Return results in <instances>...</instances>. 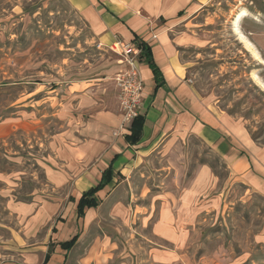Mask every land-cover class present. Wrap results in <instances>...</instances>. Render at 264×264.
Returning <instances> with one entry per match:
<instances>
[{"label": "rangeland", "instance_id": "rangeland-1", "mask_svg": "<svg viewBox=\"0 0 264 264\" xmlns=\"http://www.w3.org/2000/svg\"><path fill=\"white\" fill-rule=\"evenodd\" d=\"M241 11L249 51L233 27ZM171 34L186 84L257 174L264 0H194ZM109 46L67 0H0V264H264V191L192 132L181 99L179 136L113 172L99 203L78 215L82 179L100 177L103 164L79 156L77 137L93 114L116 105L121 115L113 77L124 65Z\"/></svg>", "mask_w": 264, "mask_h": 264}, {"label": "crops", "instance_id": "crops-1", "mask_svg": "<svg viewBox=\"0 0 264 264\" xmlns=\"http://www.w3.org/2000/svg\"><path fill=\"white\" fill-rule=\"evenodd\" d=\"M67 2L81 15L100 44L109 46L117 41L134 42L135 37L147 42L151 48L152 58L163 76V82L156 85L151 69L146 62L140 61L143 64L141 71L145 73L144 77L148 81V89L140 108V114L144 119L136 142L132 143L125 139V135L130 132V124L121 135L111 134L112 127L119 126L121 122L116 105L113 106V110L93 114L96 121L88 123L91 132L81 131L87 132L88 135L83 133L84 136L77 137L79 143L75 148H78L79 156L101 157L103 164L100 165V177L92 179L86 176L82 179L86 185L82 191L96 186L107 168L125 174V171L135 167L159 144L168 146V143L174 141L176 133L179 136L180 99L181 104L189 108L181 112V119L190 125L192 132L213 146L217 153L231 158V168H234V172L246 173L245 179L264 191V163L257 174L247 172L252 165L249 157L246 154H239L234 137L226 133L217 116L200 105V101L186 84V67L183 61L179 60L177 37L171 32L172 28L179 24V12L194 0H67ZM200 8V4L195 5L190 10L191 15L197 13ZM83 91L87 94L89 90L85 87ZM187 103L192 106H187ZM113 181L114 176L111 182L100 190L112 185Z\"/></svg>", "mask_w": 264, "mask_h": 264}, {"label": "built area", "instance_id": "built-area-1", "mask_svg": "<svg viewBox=\"0 0 264 264\" xmlns=\"http://www.w3.org/2000/svg\"><path fill=\"white\" fill-rule=\"evenodd\" d=\"M120 55V69L113 77L117 100L121 111V123L115 136L121 135L126 126L140 113L143 101L144 79L139 68L140 48L135 42H114L109 46Z\"/></svg>", "mask_w": 264, "mask_h": 264}, {"label": "trees", "instance_id": "trees-1", "mask_svg": "<svg viewBox=\"0 0 264 264\" xmlns=\"http://www.w3.org/2000/svg\"><path fill=\"white\" fill-rule=\"evenodd\" d=\"M181 14V12H179ZM134 42L139 46L140 48V59L141 61L146 62V64L149 66V68L152 71L153 78L156 82V85H160L163 82V76L158 68V66L155 64L151 48L149 44L145 41L139 40L137 37L134 38ZM143 119L144 117L139 113L132 122L130 123V132L125 135V139L129 142H136L138 140V135L142 129L143 125ZM113 170L111 168H107L101 176L100 182L94 186L89 188L88 190L81 193L78 201H77V213L79 216H82L84 214V209L86 207H94L99 203V198L97 196V191L100 190L103 186H105L107 183L111 182L113 178ZM75 241V237L71 240H66L61 242V247L67 249L70 247V245ZM48 254L45 255V259H47Z\"/></svg>", "mask_w": 264, "mask_h": 264}, {"label": "bare ground", "instance_id": "bare-ground-1", "mask_svg": "<svg viewBox=\"0 0 264 264\" xmlns=\"http://www.w3.org/2000/svg\"><path fill=\"white\" fill-rule=\"evenodd\" d=\"M246 14L244 11H241V12H238L236 15H235V18L233 20V27H234V31L236 33H238V36L239 38L241 39V42L244 44L245 47L248 48V51H249V48H250V43L244 38V36L242 35V33L240 31H238V24L239 22L241 21L242 17H244ZM253 48V47H252ZM251 48V53L253 54V56L256 58V59H259L258 58V54L255 50H253ZM262 89L264 90V84L261 82L260 83Z\"/></svg>", "mask_w": 264, "mask_h": 264}]
</instances>
